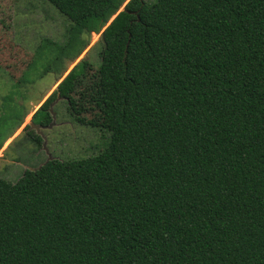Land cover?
I'll list each match as a JSON object with an SVG mask.
<instances>
[{"label":"trees","instance_id":"obj_1","mask_svg":"<svg viewBox=\"0 0 264 264\" xmlns=\"http://www.w3.org/2000/svg\"><path fill=\"white\" fill-rule=\"evenodd\" d=\"M47 1L69 25L46 70L58 81L102 32L100 97L82 116L72 68L30 121L60 97L108 137L0 178V264H264V103L227 113L264 84V0Z\"/></svg>","mask_w":264,"mask_h":264},{"label":"rangeland","instance_id":"obj_2","mask_svg":"<svg viewBox=\"0 0 264 264\" xmlns=\"http://www.w3.org/2000/svg\"><path fill=\"white\" fill-rule=\"evenodd\" d=\"M68 25L69 20L47 0H0V145L12 135L0 148V178L8 182L13 183L25 170L44 164L48 155L64 161L79 159L97 154L106 145L108 134L76 124L60 97L49 105L54 116L47 128L41 130L42 136L33 128L24 127L31 123V109L72 68L76 72L72 98H80V103L85 104L81 115L89 117L97 112L92 101L98 92L100 97L99 35H90L88 48L68 65L58 81L46 70L57 45L65 40ZM83 56L89 64L75 67ZM223 88L232 93L236 86L230 84ZM242 94L246 97L237 99L227 111L232 122L238 118L232 119L231 111H242L239 116L248 112H244L247 99L263 105L264 84L243 83ZM34 134L42 139L41 147L33 141Z\"/></svg>","mask_w":264,"mask_h":264},{"label":"water","instance_id":"obj_3","mask_svg":"<svg viewBox=\"0 0 264 264\" xmlns=\"http://www.w3.org/2000/svg\"><path fill=\"white\" fill-rule=\"evenodd\" d=\"M99 39H100V41H101V43L103 44L104 49H105V48H106V44H105V42H104V38H103V33H102V32L99 34ZM57 99H59V97H57ZM49 112L51 113V116L53 117V116H54V113L51 112V108L49 109ZM29 127H30V128H33V129L37 132V134H39V135H41V130H42V129L47 128L46 126H43V125H35V124H33L32 122L29 124ZM41 136H42V135H41ZM52 159H53V158H52L50 155H48V159L46 160L45 163H47L48 161H50V160H52ZM45 163H44V164H45ZM44 164H42V165H44ZM42 165H40L38 168H36V169H34V170H31V171L39 170V169L42 167Z\"/></svg>","mask_w":264,"mask_h":264},{"label":"crops","instance_id":"obj_4","mask_svg":"<svg viewBox=\"0 0 264 264\" xmlns=\"http://www.w3.org/2000/svg\"><path fill=\"white\" fill-rule=\"evenodd\" d=\"M55 87V83L52 84V89L50 88L49 91L46 93V95H44V97L42 98V100L40 102H38L33 109H31V111L29 112V115H32V113L38 108V106L45 100V98L50 94V92L54 89ZM28 115V116H29Z\"/></svg>","mask_w":264,"mask_h":264}]
</instances>
